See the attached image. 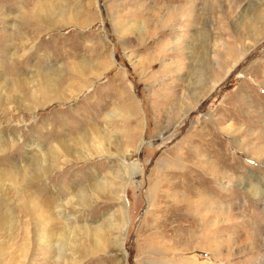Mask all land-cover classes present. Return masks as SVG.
Wrapping results in <instances>:
<instances>
[{
  "label": "rangeland",
  "instance_id": "rangeland-1",
  "mask_svg": "<svg viewBox=\"0 0 264 264\" xmlns=\"http://www.w3.org/2000/svg\"><path fill=\"white\" fill-rule=\"evenodd\" d=\"M44 1L0 0V177L13 179L0 184V264H55L66 220L110 215L121 248L81 250L78 264H264V0H48L51 14ZM83 60L96 73L77 75ZM48 69L74 92L40 94ZM94 123L117 154L48 155L35 179L41 146ZM100 180L111 191L93 197ZM80 189L88 207L73 204Z\"/></svg>",
  "mask_w": 264,
  "mask_h": 264
},
{
  "label": "bare ground",
  "instance_id": "bare-ground-1",
  "mask_svg": "<svg viewBox=\"0 0 264 264\" xmlns=\"http://www.w3.org/2000/svg\"><path fill=\"white\" fill-rule=\"evenodd\" d=\"M43 8L45 9L44 14H47V13H50V11H52L54 6H53V3L49 2L48 0L47 1L45 0ZM61 12L64 13L65 11L62 10ZM166 12L169 14L168 10ZM71 13L69 14L68 17H71L73 19L75 18V16H77L76 14L77 12H75V10H73V12L71 11ZM127 25L128 24L123 25V31H124L123 33H125L126 31V29L124 28ZM253 26L255 27L254 29L257 32L258 30L264 28V18L262 17L254 18ZM141 27H142L141 25H134V29L136 31L138 30L137 32L139 34H142L144 31ZM228 68L226 69V71L229 70ZM51 69L42 71L41 74L38 75L39 77L37 79V83H38L39 93L42 94L46 98H50L53 94L55 95L57 94L56 95L57 97L67 98V96H69V94H72L74 92V89H76L75 85L72 84L66 90L59 93V83L57 80V73L56 71L52 72ZM72 69L77 73V75L80 74L81 77L83 76L85 77V75L88 73L89 74L96 73L95 70H97V67L95 66L94 68L93 65L83 60L82 63H78V64L73 63ZM226 71L223 69H218V72L217 73L215 72L216 78L212 80L211 84H209V86L207 87L208 90H212L213 88L216 87V85L221 81V78L226 73ZM23 82H24L23 80H15V82L13 83H14V86L18 89V87L24 85ZM111 116H113V114L111 113H107L106 115H104V117L106 118H110ZM107 135L108 134L106 133V130L100 129L98 125L94 123V125L90 127L88 131H83L81 134H79L75 143H73V141L71 140L61 141L57 143L58 146L52 147L48 150V152L50 153L45 151L43 147L41 146L40 147L41 153H40V156H38L37 158L39 157L42 158L43 162H38L36 158L35 159L36 162L34 164L32 163L33 164L32 169L34 170L32 172L36 177L35 179L36 180L41 179L43 176L46 175L44 174V172H46V169L48 167L45 165L44 160H46L48 155H51L52 157H54V159H57L61 153L65 154L66 156L70 155V156H76V157H81V156L85 157V156H94V155L101 154V153H108L109 150L112 148H113L114 153L117 154V151L121 150L118 143L114 144V146L112 147V144H111L112 142L110 143L109 137H107ZM132 167L136 168L135 165H133ZM23 176L25 178L23 181H28L29 178L32 177V174L28 177V175L24 173ZM261 177L257 176L254 178H256L259 181V183H262ZM219 178L220 176H218V179ZM11 179H12L11 176L9 177L5 173H3V175L0 177V184L3 182H7V181L9 182L11 181ZM234 181L236 180L235 179L229 180L228 182L234 183ZM247 184L249 188L248 190L253 196H262L264 192L263 190H261L258 186L252 185L251 181L247 182ZM90 190L92 194L91 196L95 197V196H101V194L102 196L105 194H108V192L111 191V188L106 186L105 181L100 180L99 183L92 184L90 186ZM112 194L117 195L113 192ZM91 196L87 193L85 189H80L77 191V194L75 196V202L73 204L79 208L88 207V205L90 204V201L95 199V198H91ZM47 205L48 204L46 203V206ZM57 205L59 207V203ZM122 211H123V208H122ZM236 216L237 214L235 215L234 213H229V218L234 219ZM49 221H51L50 217H49ZM207 221L208 220L206 218L205 219L206 224H207ZM95 222H96L95 220L94 221L89 220V221H86V224H78L77 226H71L69 220H66V225L60 227V230L62 231V233H59L58 236H56V239H54V241L52 238L49 240L48 250H53L52 259L55 261L54 262L55 264L57 263V261L61 259H62L61 261L63 262V264H78L81 260L78 256L81 250L85 252L87 251V254L89 253L94 254L97 251H99V249H102L103 246H106V245L116 248V249L121 248L122 244L120 243V228L118 226H115L114 228V224L111 222V215L109 217L107 216L104 217L102 223H95ZM103 226L104 228L106 227L108 229L114 228V230L119 231V234H117V236L111 235L109 240H105L104 233H103ZM83 242H86L90 247H92V249L91 250L86 249ZM23 246L24 248H27V244L24 243ZM94 249H96V251H94ZM26 252H27V249H26ZM20 257H22V260L24 261L26 258V255L22 254ZM154 262H158V264H172V262L169 260L168 261L159 260V261H154ZM186 262L187 260H183L181 264H185ZM140 263L144 264L143 262H140Z\"/></svg>",
  "mask_w": 264,
  "mask_h": 264
}]
</instances>
